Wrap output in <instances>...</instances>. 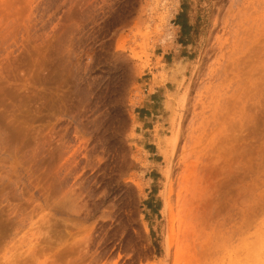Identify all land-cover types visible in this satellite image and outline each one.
<instances>
[{
  "label": "rangeland",
  "instance_id": "obj_1",
  "mask_svg": "<svg viewBox=\"0 0 264 264\" xmlns=\"http://www.w3.org/2000/svg\"><path fill=\"white\" fill-rule=\"evenodd\" d=\"M190 130L209 263L264 262V0H0V264H194L163 214Z\"/></svg>",
  "mask_w": 264,
  "mask_h": 264
},
{
  "label": "bare ground",
  "instance_id": "obj_2",
  "mask_svg": "<svg viewBox=\"0 0 264 264\" xmlns=\"http://www.w3.org/2000/svg\"><path fill=\"white\" fill-rule=\"evenodd\" d=\"M191 130H194V129H191ZM198 130L186 132L183 135V138H182L183 145L181 146V152H179V154H177V152L180 151L179 150L180 149L179 138L176 137L171 142L173 164L169 166L168 168L169 170L167 172L168 185H167L166 194L164 197V206H163V214L167 215L168 223L170 225L171 231L167 237L165 254L168 259L173 249H174L173 254L176 257H178L179 255H182L184 251H185V254L186 252H190L191 253L190 258L192 259V262H194V264H208L209 261H211V259L215 257L214 255L217 254L220 243L222 242L220 240V236L219 237L215 236L216 237L215 239H217V243L215 242V244H213V238L207 237V235L203 234L205 232L204 231L205 228L207 229V227L210 226V225H207L209 224V220H210L208 217V214H209L208 209L211 205L210 203L212 202V200L211 202L209 201L210 203H207L208 201H206L208 200L206 199L207 186H205L204 183L206 179L205 175L207 172L206 171L204 172L202 169L203 168L202 164L204 162L203 161L204 159H202L203 158L202 153L204 150H200L199 149L200 147L198 146L195 147L197 144L198 145L201 144V141H202V139L200 138L202 135L201 132H204L205 130L199 131L201 134L200 136L197 135L199 134V132L197 133ZM193 143L194 145L195 144L196 145L193 146ZM229 163L227 162V164ZM231 168H232V165H231ZM207 179L209 178L207 177ZM252 191L253 190L250 191V194ZM250 208L251 209H249V211L252 210L253 206H251ZM253 209H255V207ZM210 213L213 214V212H210ZM215 214H217V211ZM253 214H254L253 212L250 214H246V215H251V217L249 216L251 219H249L246 216L247 219H245V221H247L248 219L251 221L249 222L248 220L246 222L247 225L252 224ZM213 217H215V215ZM217 217L218 216H216V218ZM211 220L213 221V219ZM216 224H215L216 225L215 229H217V231L215 229L213 230H215L220 235L222 234L223 236L222 227L224 224L221 223L220 221L219 223H216ZM242 227L244 226L240 224V226H238L235 230L240 232L241 234ZM236 231L234 233H238ZM251 243L250 245L246 246L245 257L243 258V260L239 262V264H264V262L261 261L260 263V261L257 260L258 255L255 252V249L253 247L254 245L251 246ZM260 256L261 255H259V257Z\"/></svg>",
  "mask_w": 264,
  "mask_h": 264
}]
</instances>
